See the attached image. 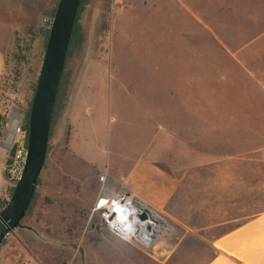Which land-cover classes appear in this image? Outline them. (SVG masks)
<instances>
[{"label":"rangeland","instance_id":"1","mask_svg":"<svg viewBox=\"0 0 264 264\" xmlns=\"http://www.w3.org/2000/svg\"><path fill=\"white\" fill-rule=\"evenodd\" d=\"M50 3L24 0L20 13L19 0H0L5 122L20 120L37 53L29 31L36 36ZM80 20L84 40L68 62L37 196L1 242L0 264H205L217 236L264 211V0H90ZM15 33L31 43L17 79L7 63ZM1 129L8 202L13 147ZM141 164L155 177L141 179ZM117 194L151 215L148 246L117 240L92 210Z\"/></svg>","mask_w":264,"mask_h":264},{"label":"water","instance_id":"2","mask_svg":"<svg viewBox=\"0 0 264 264\" xmlns=\"http://www.w3.org/2000/svg\"><path fill=\"white\" fill-rule=\"evenodd\" d=\"M79 0H57L29 104L25 157L8 202L0 210V244L20 221L33 196L43 165L52 105ZM146 218L144 213L138 215ZM146 229H150L147 225Z\"/></svg>","mask_w":264,"mask_h":264},{"label":"trees","instance_id":"3","mask_svg":"<svg viewBox=\"0 0 264 264\" xmlns=\"http://www.w3.org/2000/svg\"><path fill=\"white\" fill-rule=\"evenodd\" d=\"M56 1L57 0H51L49 9L44 13V15L47 17L46 22L44 23L43 26H41L37 29L36 36L34 37L32 35V33L29 31V34L31 36L28 37V39H37V42H36L37 53L35 56L34 63L32 64V66L30 65L28 67V70H27L28 73L25 75L26 82H25V87H24V94L22 97V103L19 105V109H18L19 113H20V120H19L20 127L25 132H26V128H27V118H28L30 99H31L32 92L34 89L36 75L38 72L39 64L41 61V57H42V53H43V49H44V45H45V40H46L47 33H48L49 22H50V19L52 17V14H53ZM89 2H90V0H79L78 1L76 14L74 17V21H73L71 31H70V35H69V39H68L64 63H63V67H62L60 77H59V82L57 85V89H56V93H55L54 101H53V105H52L49 128H48V135H47V142L49 139V135H50V131H51L54 119H55L57 113H59L60 109L62 108L64 101H65V98H66V95H67V91H68V87H69V83H70L69 77L67 74L68 62H69L71 56L74 53L80 51L82 48V44H83V40H84V31H83L82 22L80 19H81L83 12H84V9L86 8L87 3H89ZM15 35H16L15 40L13 41V43H11V45H12L11 49H13V51L11 52L7 63L10 62L11 64H13V66H12L13 67L12 68L13 74H14L15 79H17V77L20 75V67H23L28 62L27 54L31 50V48H30L31 43H29L28 41L22 43L21 39H23V38L20 37L21 35L17 34V33H15ZM18 35H20V36H18ZM18 39H20V41ZM8 76L9 75L3 74L1 76L0 83H1L2 79H8L7 78ZM0 86H2V84H0ZM4 122H5L4 118L2 116H0V131L2 130L1 128L3 127ZM46 149H47V144H46ZM46 149H45V152H46ZM13 152H14V149L11 148L10 151L7 153L5 167H7V165L10 163ZM5 176L8 179V176L7 175H5ZM8 182L10 183L8 197H10V194L12 192V188H13L14 184L9 179H8ZM36 184H37V180H36L35 186H36ZM36 196H37V194L34 190L33 196L30 200V203H29V205L25 211L23 218L25 216H27L29 214L30 210L32 209ZM6 203H7L6 201L0 200V210L4 207V205ZM20 223H21V221H20ZM17 228H19V227H17Z\"/></svg>","mask_w":264,"mask_h":264},{"label":"built area","instance_id":"4","mask_svg":"<svg viewBox=\"0 0 264 264\" xmlns=\"http://www.w3.org/2000/svg\"><path fill=\"white\" fill-rule=\"evenodd\" d=\"M5 141L13 147L14 152L6 167L8 179L13 182L19 178L25 157L26 132L21 129L19 118L14 115L4 123ZM92 210L98 214L101 224L117 240L124 243H137L148 246L156 237L157 231H152L151 215L144 208L134 204L133 200L124 194L101 196L94 202ZM144 213L146 218L140 220L138 215ZM149 225L150 229H146ZM155 225V224H154Z\"/></svg>","mask_w":264,"mask_h":264},{"label":"crops","instance_id":"5","mask_svg":"<svg viewBox=\"0 0 264 264\" xmlns=\"http://www.w3.org/2000/svg\"><path fill=\"white\" fill-rule=\"evenodd\" d=\"M19 1L20 13H22L24 0ZM262 122L261 117L259 123ZM262 139L259 138L260 141ZM259 148L263 149L264 145H260ZM262 152L263 150L259 149L257 160L264 161ZM139 174L141 179L147 181L155 177L154 171L144 164L139 165ZM161 179L166 180L167 178L161 177ZM169 189L170 186H163L158 190L160 198L156 206H163L170 193ZM211 246L213 255L205 264H264V211L250 216L239 225L217 236Z\"/></svg>","mask_w":264,"mask_h":264},{"label":"bare ground","instance_id":"6","mask_svg":"<svg viewBox=\"0 0 264 264\" xmlns=\"http://www.w3.org/2000/svg\"><path fill=\"white\" fill-rule=\"evenodd\" d=\"M152 231H157V227L152 223Z\"/></svg>","mask_w":264,"mask_h":264}]
</instances>
